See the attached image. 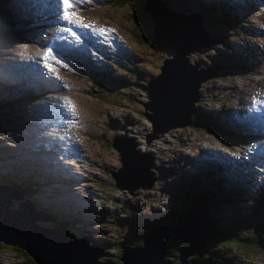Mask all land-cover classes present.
Masks as SVG:
<instances>
[{
  "label": "rangeland",
  "instance_id": "374dc122",
  "mask_svg": "<svg viewBox=\"0 0 264 264\" xmlns=\"http://www.w3.org/2000/svg\"><path fill=\"white\" fill-rule=\"evenodd\" d=\"M8 1L11 3L13 15L21 17L23 13L19 2L24 0ZM98 1L96 7L87 10L88 15L99 22L116 26L122 32L120 40L124 37L127 40L119 46L110 45L103 48L105 54L111 55L108 58L113 61L107 60L111 61L110 63L103 60L102 56H95L92 60L97 64L95 67L90 63V68L81 70L75 63L68 62L63 63L67 67L55 65L56 70L49 71L46 64L51 61L43 57L51 47L58 58L60 49L52 41L46 44L42 36L24 46L15 47L13 44H6L2 50L0 49V178L5 176V186L19 188L24 192L22 197L31 200L34 208L55 221L35 220L37 225L45 228L60 225L68 235L77 237L80 236L69 234L67 228L70 227V231L73 229L78 233L86 232L87 238H83L86 239V243L99 247L105 255L98 256V260L105 263V260L113 261L117 256V264H121V248L139 246L144 236L151 233V231L146 232L149 224L151 229L160 224L174 227L170 226L166 220L169 216L172 218L170 213L176 212L173 205L176 203L179 205L178 197H186L183 189L189 185L191 190L198 191L191 178L199 172V168L194 158L184 159V157H194L207 149L228 154L224 144L229 142L218 140L214 127L209 124H200L201 127L193 128L184 125V129L181 130L177 127L153 130L151 121L162 119L157 108L159 90L164 88V84L176 72L183 76H190L194 80L203 74L210 75L208 79L200 82L201 94L197 96L191 86H187L175 123L185 122L187 113L194 107H198L200 115L215 117L209 112L212 110L220 117H227L226 114L234 108L240 96L244 99L251 88L263 84L264 80L260 75H253L254 71L218 69L209 57L215 55L227 61L241 57L242 59L236 62L239 66L243 63V57L251 54L245 59L258 67L259 59L264 58V35L256 30L257 27L264 26V13H254L255 7L252 6L255 3H246V7L238 6L236 8L240 13H243L245 8V10L252 8L243 16H238L240 23L236 27L228 26V30L224 31L219 27H207L218 24L210 21H216V17L220 14L219 9L215 11L216 17L207 16L208 22H202L200 10L192 0H184L185 10L173 7V11L182 16V21L192 26V30L188 33L189 40L179 45V49L189 51L187 60L189 64L193 65L197 62L196 69H204L197 72L181 68L177 60L170 62L173 54L177 52L174 49L175 45L169 43L157 30H153L154 24L152 25L151 20H146L142 24L134 10L130 11L128 4L122 0ZM151 1L159 5L166 4V0ZM133 2L137 4V0ZM213 2L219 1H208V4L212 3L213 8L220 5ZM174 4L180 7L181 1L176 0ZM142 11L145 12L143 9ZM211 11H208V14ZM130 20L136 23L137 30L134 24L130 25ZM25 22L26 19L22 17L16 24L19 26ZM131 27L132 34L136 35L137 32L143 37V41L139 42L131 36L128 31ZM0 32L2 33L0 39H2L6 36V32L1 27ZM256 32L260 34H254ZM152 34H155L156 48L150 45ZM215 35L222 37V43H213ZM64 43L67 44L66 41ZM248 45L252 48L258 45L263 54L258 55V52ZM41 48L43 49L38 50ZM32 52H34L32 58H38L36 74L30 76L26 82L10 80L8 78L10 70L19 62L17 54L30 55ZM228 54L232 55L227 57ZM166 58H170V63L164 64L166 69L163 75L156 80H151L159 73V66ZM207 66L209 68H206ZM260 66L264 69V63ZM93 68L96 71L95 75L90 73ZM56 74H58L56 78L59 84L65 87V91L56 92L64 96L68 107L62 111L61 120L55 118L59 115L52 110L46 112L42 117H50L51 122L48 125L43 124V128H52L54 124L63 121L64 129L80 140V148H83L82 154L86 158L62 149L63 145L56 142L55 137L50 139L53 142L52 147L36 146V142L45 139L39 138L37 133L31 136L26 131L30 126L41 122L30 123L37 118L26 120L22 112V105L25 104L23 99L29 95L26 93L28 88L35 87L38 82L51 79ZM107 80L112 82L109 83ZM9 85L14 88L8 89ZM146 90L150 92L151 98L146 97ZM19 96L23 98L15 100ZM192 98H196L193 104L190 103ZM32 100L34 105L37 101H34V98ZM69 103L74 106V111L69 107ZM38 113L42 114L39 110ZM20 121L25 122L20 124ZM15 125H21V127L13 129ZM18 134L22 136L20 140L16 138ZM22 141H26V144L21 145ZM111 142L116 146L126 147L127 145V154L119 148L123 153L124 162L119 160L116 146H111ZM64 146L68 148L66 142ZM43 154L49 155L54 161L41 156ZM242 155L244 154H239V156ZM213 164L219 168L222 166V163ZM58 166L64 173L60 171L59 174L62 177L55 178L54 171ZM66 166L74 168H66ZM138 167L143 170H139ZM173 167L177 169V172H174ZM75 173H78L75 175L78 179L72 180ZM112 174L117 177L116 181ZM204 177L207 175L201 174V178ZM236 188L240 194H245V190ZM76 193L77 196L74 195ZM194 194L191 199L194 198ZM236 194V191L230 192L233 197ZM171 195L174 197L170 203ZM38 202H41V205ZM23 203H25L24 199L17 201L14 208H9L10 204L8 209L17 210ZM5 204L3 203L7 206V203ZM236 207L233 202H230L220 216L233 214ZM59 218L63 221L58 220ZM263 219L264 213H261L257 221L248 220L228 232L236 234L241 231L240 240H236V237L231 238L229 234H223L220 239L223 243L236 242L254 249L263 248L262 250L252 252L235 246L217 244L211 246L214 257H206V264L217 260L218 256H222L227 264H264V230L261 229ZM177 225H179L178 220ZM253 228L255 233L250 238ZM166 233L172 237L175 235L170 230ZM192 252L185 258L186 264L191 263V260H188L189 257L194 259L192 254L195 251ZM176 253L174 248L171 256L177 262ZM165 258L168 257L165 256ZM209 259L211 261H208ZM0 264H29V262L20 249L0 241Z\"/></svg>",
  "mask_w": 264,
  "mask_h": 264
},
{
  "label": "clouds",
  "instance_id": "9594fccd",
  "mask_svg": "<svg viewBox=\"0 0 264 264\" xmlns=\"http://www.w3.org/2000/svg\"><path fill=\"white\" fill-rule=\"evenodd\" d=\"M55 2H57L59 4V0H55ZM192 2L194 3V5L199 10H203V9H205L208 6V4H207L208 0H192ZM98 3H99L98 0H80L79 4H75L74 3L73 10L80 17H83L84 22L85 23L94 24L96 26V28L93 29L92 31L82 30L80 28H74L73 30L75 32H77L79 34V36L81 37V40L79 42L74 40L70 35L60 32V29L63 28V27H70V25L64 23L60 19L62 7H58L57 9L51 11L49 18L42 17L40 15V12L36 9L35 10V12H36L35 15L34 16H30V18L25 22V28H22L20 25L18 26L16 24V22L18 21V17L16 15H13V12L11 11V7L9 5H7V4H0V16H1V21H0V25L1 26L0 27L5 30L6 35L8 37V40L4 43V45H2L0 47V49L2 50L6 44H13L15 47L24 46L28 42L36 41V40L44 37L42 39H44V41H47V43L49 41H51V39L54 40L57 43H59L61 41L63 46L66 47L67 49H69V52L73 56V60L71 62L75 63V65H77L79 67V69H81V70L90 68V66H89L90 63H92L94 65V67L97 66V64L92 61L95 56H102L103 60H105L106 62L110 63L113 60L111 58L105 57L106 54L103 51V48L107 47V46H110V45H118L119 46L120 44H122V40H120V34L122 32L116 26H114L112 24H108V23L99 22L97 20L92 19L88 15L87 10L93 9L92 7H96ZM124 3L128 4V6L130 8V11L134 10V12L137 14V17L142 22V24L146 20H151L152 21V19L148 16L147 12H144V15L146 16V19L140 18L141 17L140 16L141 15V10L143 9L145 11L144 7H146V5H148V4H150V8L151 9L158 10V11H165L166 13H168V16L169 17L171 16L175 21L183 22L182 21V16H180L179 14H177V13H175L173 11V9H172L173 7L169 6L167 4L168 3L167 0H166V4L165 5L155 4L151 0H139V1L137 0V4L136 5L134 4L133 0H125ZM213 3L220 4L217 7V9H219L220 14L217 17L215 16V14L213 15L214 17L217 18V23L218 24L216 26H213V27H210V26H207V27H209V28H217V27H219V28L224 29V31L228 30V28H227L228 26L236 27L240 23L239 19H238V16H243L252 7H255V9H254V13L255 14L256 13H261V12L264 13V0H228L226 3H221V2H213ZM246 3H255V5H253L249 9L245 10L243 13H240L238 8L231 7V6H235V5L241 6V5L246 4ZM11 13H12V15H11ZM258 15H260V14H258ZM129 22H130V25L134 24L133 20H130ZM152 23L154 24L153 21H152ZM171 25L172 26H178L179 24L177 22H172ZM136 27H138V26H136ZM153 27H154V25H153ZM100 28L107 29L108 30L107 34H105V35L98 34L97 30L100 29ZM257 28L258 29L256 31L257 32L259 31V32H261L262 35H264V26L257 27ZM191 30H192V26L190 25L188 33ZM68 37L73 40L72 44H68V43L65 44L64 43L66 41V39H68ZM221 38H222L221 36L215 35V37L213 38V43H215V44L216 43H222L221 42ZM122 39H126V38L124 37ZM188 40H189V38H188ZM150 43H151L150 44L151 46L156 48V45H153V44H155V42L154 43L150 42ZM169 43H172V42L169 41ZM174 45H175L174 49L176 50V44H174ZM79 46L87 47L88 52H89V54L92 57L90 60H86L85 61V60H83L80 57L81 53L78 51V47ZM243 46H245V44H243ZM255 46H253V47H255ZM178 47H179V45H178ZM176 51L177 52H175L173 54V57L171 58L172 59L171 61H170V58H166L165 60H163V64L159 66V73L156 75V77H154V79H151V80H156L160 76L163 75V74L159 75L160 74V67L164 66V64L166 62L174 61L175 60L174 56H175L176 53L178 54L179 50H176ZM262 54H263V51L261 49V53L258 54V55H262ZM229 55H232V54H228L227 57ZM250 55H247V56H250ZM63 56L64 55H62L60 53L59 58H62ZM241 56H244V54H241ZM246 57L245 56L243 57V63L241 65H239V66L236 64V62H237V60L242 59L241 57H239L237 59H230L227 62H226L225 59L219 58L218 56H215V55H213V56L211 55L209 58H210L212 63L216 64V67L218 69H220V68H234V67L238 68V69H240L242 71H247L248 69H251L255 73L260 71L259 73L256 74V76L260 75L262 78H264V69H263L262 66H260L261 63H264V58L261 57L259 59V66L257 67L255 64H252L248 60H246L245 59ZM109 59L111 61H107ZM187 59H188V54H187ZM193 65H196V67H197L198 63L195 62ZM196 67H195V70L197 72L204 70L203 68L196 69ZM206 68H209V66H207ZM165 69H166V66L164 67V71H165ZM90 73L92 75H95L96 74L95 69L94 68L91 69ZM209 77H210V75L203 74L201 76V78H202L201 81L206 80ZM192 80H194V79L192 78ZM11 85H16V84H11ZM11 85L7 86V88L10 89V90L14 88ZM188 85L191 86V84H188ZM187 86H186V88H187ZM201 89L202 88L200 87V84H199V87H198V90H197V94H195V93L194 94L196 96L201 94ZM61 90L65 91V87H62L59 84L58 79H46V80H44L41 83L38 82L35 85V87L28 88L26 93L29 94V95H27L23 99L25 104L22 105V106H32L33 103H34V102H31V101H33L32 98H34V101H39L40 100L41 101L40 108H42L44 110V112L52 110L55 114L59 115V116H57L55 118L56 119H60L61 117H63L62 111L64 109H66L65 106L62 105V102L65 101L64 100V96L62 94H58L56 92V91H61ZM254 90H261V91L264 92V83L263 84H258L255 87L251 88L249 90V92L246 94V97L244 99H242V97L240 96V99H238L236 101L234 108H232L229 111V114L228 113L226 114L227 117H220L219 115L213 113L212 110L209 111V112H210V114H212V116H215V117H210V116H207V115H200L198 107H194V108L191 109L190 112H193L195 114V117H193V119H195V122L192 123V121H191L192 118L187 116L185 122H181V123L177 124V123H175L176 122V116H177L179 110L181 109L180 108V109H177L175 117L172 120L160 119V121H159V119H157V120L155 119L154 121H151V128L153 130L154 129L155 130H161V128H163V127L167 128V129H172L174 127H177V128H179V130H181V129H184V127H183L184 125L192 126L193 124H196V123H199V125L200 124H209V125L214 127V129H215V131L217 133L216 138L218 140H220V141L221 140H225V141L229 142V144H226V143L224 144L225 151L227 152V150L231 146H233V144L236 142V140H239V139L234 138L233 137V133L231 131L227 130L228 133H225L226 128L223 125L225 124L226 126L236 128L239 125H244L245 124V121L250 118L251 112L255 108V105L252 102V100H253V93L252 92ZM185 91H186V89H185ZM148 96H150V98H151L150 92L148 90H146V97L148 98ZM192 99H194V98H192ZM192 99L190 100L191 104H193V102H195L196 98H195V100L193 102H192ZM50 100H53V101L56 102V107H54L53 104L50 103ZM60 104H61V107H60ZM40 108H39V110H40ZM215 110H217V109H215ZM218 110H220V109H218ZM34 133H37L38 137L41 138V139H45V140L51 139L50 132L43 128V123H41V122L38 123L37 128L34 126V130H31V135H33ZM182 140H184V139H182ZM185 140H187V139L185 138ZM110 145L115 147L113 142H111ZM229 145H231V146H229ZM116 151L118 152L119 160L121 162H124V157H123L122 151L118 147H116ZM205 151H206V155L205 156L201 155L203 151L202 152L198 151L199 152L198 155H196L194 157L186 156V157H184V159L187 158V157L188 158H194V160L196 161L197 165H202L204 162H209L211 164L216 163V162L217 163H222V166L220 167V173H221L220 177H221V179L217 180L216 178H214V184H215V182H216V184L217 183L220 184V182L223 181V178H226L227 180H229V174L231 172V169H230V166L228 164L231 162V158H229V156H227L225 154H221V153H219L217 151H210L209 149H207ZM53 156H55V155H53ZM212 158H214V159L210 161L209 159H212ZM259 164H264V154H259V156L257 158V161H256V166H257V168L260 171V176L264 180V172L261 171V169L259 167ZM138 169L139 170H143V168H139V167H138ZM172 169H175V167H173ZM204 174L207 175L208 178L210 177V174H208V173H204ZM111 176L113 177V179L115 181L117 180V177L115 176V174H112ZM4 178H6V177L3 176V178L1 177L0 180L3 181V180H5ZM0 185H6V183L2 182V183H0ZM7 186L9 187L10 185H7ZM235 187H238V186H235ZM236 193L237 194L234 197H235V203H237L238 206L235 208L234 214L232 216H230L227 220L223 221V222H219V221L216 220V222L218 224V227L222 228L223 224H228V223L231 222L230 221L231 218L237 217L238 215L242 214V211H243V208H242L243 207V205H242V202H243L242 195H244V194L243 193L240 194L239 191L237 190V188H236ZM22 199L25 200L24 204H26L28 202V204L31 206V208L33 210H35L37 212L40 211L37 208H34L32 206V201L31 200L26 199V198H24L22 196H20L19 199L11 198L9 200L10 204H11V206L9 208H14V204L17 201H20ZM191 203H192V201H191ZM263 205H264V194L259 196L255 200V202L251 204L250 210L253 211L254 214L251 216L250 220H256V221L258 220L259 210L261 209V207ZM173 207L176 210L178 208V205L175 204V205H173ZM191 208H193V206ZM61 219L62 218H59L58 220H61ZM61 221H63V220H61ZM33 222H32V224H36L35 222L34 223ZM36 226H39V225L36 224ZM149 226L151 227V224H149L148 227L146 228V232L151 231V228H149ZM172 226H174V227L177 226V221H176V225L172 224ZM39 227H42V226H39ZM261 229H263V227ZM72 230L70 231V227L67 228V231H68L69 234H74L72 232ZM84 234H86V232H84ZM216 234H220V233H216ZM145 236H147V235H145ZM170 237H172V236H170ZM85 238H87V237H85ZM168 239L172 240V238H168ZM172 242L174 244H175V242H177L179 244L178 246L175 247V249L182 247L181 244H180L182 242L175 241V240H172ZM140 246H142V242H141V244L139 246H136L135 249L139 248ZM93 247H96V246H93ZM123 248H126V247H123ZM132 249H134V248H132ZM24 254L27 256V258L31 259L25 252H24ZM121 254H122V251H121ZM219 258L222 259L225 262V264H227L226 260H224L222 256H218L217 260H219ZM217 260H214V261H211V262L213 264H220ZM32 262H33V260H32ZM177 262H178V260H177ZM120 263L123 264L122 262H120Z\"/></svg>",
  "mask_w": 264,
  "mask_h": 264
},
{
  "label": "water",
  "instance_id": "95a60500",
  "mask_svg": "<svg viewBox=\"0 0 264 264\" xmlns=\"http://www.w3.org/2000/svg\"><path fill=\"white\" fill-rule=\"evenodd\" d=\"M144 8L154 22L153 30H157L160 35L176 44V50L179 51L178 54H175L174 61H178V66L196 71V65L187 62L189 51H181L178 47L188 40L189 23L175 21L165 11ZM172 22H177L179 25L172 26ZM154 39L155 34H152V43H154ZM163 72H165L164 66H161L159 75H162ZM201 79L200 77L197 80H192L180 73H173L164 84V88L159 90L157 105L159 116L164 120H172L179 109L175 107V104L184 101L186 86L191 84L194 93L197 94ZM194 100L192 99V102ZM148 117L151 119L150 116ZM202 179L209 182L207 177ZM22 194L24 192L17 187L0 185V241L24 251L35 264H104L99 263L100 260L97 259L98 256H105L101 252L102 249L88 245L86 239L68 235L60 225L53 224V228H45L32 224L35 220L55 221L50 220L43 213L33 210L29 204H20L17 210L8 209L9 198L19 199ZM173 197L174 195L170 196V203ZM191 201L193 206L191 210H183L184 215H175L179 225L169 227L160 224V226L151 229V233L144 236L141 241L142 246L137 249L120 247L122 249L121 262L123 264H171L161 257H165L164 255L167 253V239L172 238L179 242L185 241V243H180L182 247L177 248L176 251L177 264H186L185 258L193 253L192 251L199 249L208 235L226 232L215 229L213 226L209 227L211 220L204 217L205 210H202L207 201L204 194L195 193ZM3 203H7V206ZM167 230L174 232L175 235L170 237L166 233ZM194 263L196 262L191 261L189 264Z\"/></svg>",
  "mask_w": 264,
  "mask_h": 264
},
{
  "label": "bare ground",
  "instance_id": "6f19581e",
  "mask_svg": "<svg viewBox=\"0 0 264 264\" xmlns=\"http://www.w3.org/2000/svg\"><path fill=\"white\" fill-rule=\"evenodd\" d=\"M174 1H176V0H167V2H168L167 4L169 6L177 8L178 10H185V8H186L185 3L186 2L184 0H180L181 1L180 7L176 6L174 4ZM238 6L239 5H235V6H231V7L236 8ZM243 6H245V4H243ZM245 9H244V11H245ZM208 11H211V10H206L204 12L201 10L202 22L203 21L208 22L207 16H210L212 18L214 17L211 13L208 14ZM216 21H217V19H216ZM210 22L214 23V21H210ZM152 25H153V23H152ZM251 31H254V30L251 29ZM254 34H260V33L256 32ZM3 41H5V40H3ZM44 42H46V44H47V41H44ZM248 46H250V45H248ZM250 48H252V46H250ZM42 49L43 48L38 49V50H42ZM252 50H256V52H258V54L261 53V49L258 46H255L254 48H252ZM17 55L19 57V62L12 66V68L10 70V76H8V78L10 80L17 79L21 82H26L29 80L30 76L36 74V68H38V58H32V56H34V52H32L30 55H20V54H17ZM110 56L111 55L106 54L105 57H110ZM40 74H42V72H40ZM112 80H113V78H112ZM112 80H107V82L110 83V82H112ZM235 88H236V86H235ZM21 98H23V97L19 96L15 100H21ZM182 104L183 103H176L175 107L181 108ZM40 105H41V101L39 100L33 106H22V112H24V116H26V120H32V118H37V119H33L32 121H30V123H36L37 121H41L43 124L48 125V123L51 122V118L50 117H46V118L42 117V116H44V114H46V112H42V114L38 113ZM224 110H227V109H224ZM187 116L192 118V117H195V114L193 112H189V113H187ZM24 122L25 121H20V124H24ZM36 125H34V126H36ZM34 126H30V128H28L29 130H26V131H28V134L31 135V130H34ZM20 127H21V125H15V126H13V129H19ZM64 127H65V124L63 123V121H60V122L54 124L52 126V128H44V129L48 130L50 132L51 137L56 138V140H55L56 142H58L60 145H63L62 149H67L72 154H77L81 158H86L85 155L82 154V152L84 150H83V148H80V140L78 138H76L75 136H72L67 130L64 129ZM1 130H4V128H1ZM225 133H228V131L226 130ZM16 138L18 140H20V138H22V136H20V134H18V136H16ZM18 140H17V142H18ZM65 142H66V144H68V148H65L66 147V146H64ZM20 144L25 145L26 141H22V142H20ZM35 145L36 146L46 145L47 147H52L53 142L50 139L39 140L38 142L35 143ZM190 146L193 147V145H190ZM116 147L121 148L125 152V154L128 153L127 145H126V147H122V146H116ZM41 156H43V157L46 156L48 160L52 159L49 155L43 154ZM197 167L199 168V172H196L194 178H191V180L194 182L195 186L198 188V191L191 190L190 186L188 185L187 188L183 189L184 192H186V197L185 198L178 197V202H179L178 206L180 207V209H182L183 207H181V204H185L186 200L190 199L191 195L193 193L204 194L207 197V201H206L204 207L202 208V210H205V212L203 213L204 217L207 219H210L209 216H213L215 221L217 220L219 222H223L225 219H228L230 216H232L235 212V210H234L233 214L225 216V217L220 216V214L225 210V207L230 205V202H233L234 206H238V204L235 203V197L230 195V192L236 191L235 184L233 182L227 180L226 178H223V181L220 182V184H218V183L216 184V182L214 184V178H216L217 180L221 179L220 168L215 164H211L209 162H204L202 165H197ZM66 168L73 169L74 167L66 166ZM55 170H56V171H54V173H56L55 178L62 177L59 174L61 171V167L58 166L55 168ZM176 170L177 169H174V172H177ZM62 173H64V172H62ZM204 173L210 174L209 182H205L201 178V174H204ZM77 174L78 173H75L72 176V180L78 179V177H75V175H77ZM66 180H68V179H66ZM81 181H82V179H81ZM9 187H12V186H9ZM58 192H59V194H62L61 191H58ZM210 193H213V195H214L213 202L214 201L217 202L216 206H215V204L209 203L208 197H209ZM74 195L77 196L78 194L76 193ZM38 203L41 205V202H38ZM26 204H28V202ZM210 204H212V206H210L211 208L208 207ZM49 211H51V210H49ZM261 213H264L263 209H262V211L259 212V214H261ZM210 226H212L211 222H209V227ZM210 235H214V234H210ZM210 235H208L206 237V239ZM182 243H185V241H183ZM202 244H204V241L202 242ZM163 259H164V257H163ZM171 261H174V260L172 259ZM168 262L170 263V261H168ZM196 263H197V261H196ZM174 264H177V262Z\"/></svg>",
  "mask_w": 264,
  "mask_h": 264
},
{
  "label": "trees",
  "instance_id": "16d2710c",
  "mask_svg": "<svg viewBox=\"0 0 264 264\" xmlns=\"http://www.w3.org/2000/svg\"><path fill=\"white\" fill-rule=\"evenodd\" d=\"M121 1V0H120ZM122 1H125V0H122ZM136 14V13H135ZM141 16V15H140ZM140 18H142V17H140ZM0 21H1V16H0ZM214 22H217V21H214ZM1 26V25H0ZM134 28H135V30H137V27H136V25L134 24ZM128 31L130 32V34H131V36L135 39V40H137V41H139V42H141V41H143V37L142 36H140L139 34H137V32H136V35H133L132 34V27L131 28H129L128 29ZM0 34H2L1 32H0ZM137 36V37H136ZM5 38H7L5 41H3ZM8 40V37H7V35L4 37V38H2V39H0V47L2 46V45H4V43L6 42ZM192 123L193 122H195V119H193V117H192ZM194 126H198V127H201L200 125H199V123H196V124H193L191 127L193 128ZM2 182H5L4 180L2 181V180H0V183H2ZM29 191H32V190H29ZM191 198H192V195H191ZM191 198L190 199H188V200H186V203L185 204H181V207H183L182 209H180V207L178 206V208L176 209V212L175 213H173V214H171L170 213V215H172V218H170V216L169 217H167V223L171 226L172 224H175L176 225V221H175V215L176 214H179V215H184L185 214V212L184 211H187V209L188 210H190L191 209V207H192V205H191ZM209 203H212V204H215V206H216V204H217V202L216 201H214L213 202V199H214V195H213V193H210L209 194ZM224 203V202H223ZM177 204V203H176ZM212 204H210L208 207L209 208H211L210 206H212ZM178 205V204H177ZM264 208V205L261 207V209L259 210V212L260 211H262V209ZM184 210V211H183ZM252 214H254L253 213V211H251V215ZM251 215H250V217H251ZM209 218H210V220H211V224H212V226L215 228V229H220V230H225L226 232L225 233H220V234H214V235H210L205 241H204V244H202L200 247H199V249H196L195 250V252H194V254H192V258H194V259H191V257H189L188 258V260H191V261H197V264H202V262L204 263V264H206V261H207V259H206V257L207 258H210L211 256L212 257H214V253L211 251L212 250V248H211V246H214V245H217V244H221V245H226V246H235L236 248H241V249H248L249 251H252V252H256V251H259V250H262L263 248H257V249H254V248H250L249 246H245V245H243V244H239V243H236V242H230V243H223V242H221L220 241V239H221V236H223L222 234H229L228 232H230V231H232V230H234V228L236 227V226H238V225H240V224H244V223H246V222H248V220H250V219H248V218H246V217H244L243 215H238L237 217H233V218H231L230 219V223H228V224H223L222 225V228L221 227H218V224H217V222L216 221H214V217L213 216H209ZM225 220H227V219H225ZM224 220V221H225ZM261 225H262V227H263V230H264V219L261 221ZM72 232L74 233V234H77V235H79L80 237H82V238H84V237H86V234H84L83 232H80V233H78V232H76V231H74V230H72ZM253 233H255V229L253 228L252 230H251V234H250V238H251V236H252V234ZM241 235H242V232L240 231V232H237L236 234H229V236L231 237V238H234V237H236V240H240L239 238L241 237ZM213 238H215L214 240H212ZM220 242V243H219ZM249 242H251V240H249ZM167 243H168V245H167V247H166V254L164 255V256H167L168 258H165L164 260H167V261H170V263L171 264H174V263H176V261H171L173 258L171 257V255L174 253V248L176 247V246H178L179 244L177 243V242H175V244L172 242V240L171 239H168L167 240ZM252 244H255V243H253V242H251ZM258 245V244H257ZM94 246V245H93ZM225 246V247H226ZM128 247H132V248H135L136 246L134 245V246H128ZM172 248V250L170 251V249ZM208 248H209V250H208ZM114 251H116V249H113ZM23 252V251H22ZM24 253V252H23ZM27 260H28V262H29V264H34L33 262H32V260L31 259H29V258H27ZM117 260H118V257L116 256L114 259H113V261L112 260H105V263L104 262H102V261H99V263H104V264H117ZM208 261H211L210 259L208 260ZM220 264H225V262L222 260V259H220L219 258V260H217ZM194 264H196V263H194ZM210 264H213L212 262L210 263Z\"/></svg>",
  "mask_w": 264,
  "mask_h": 264
},
{
  "label": "snow or ice",
  "instance_id": "6c2138e0",
  "mask_svg": "<svg viewBox=\"0 0 264 264\" xmlns=\"http://www.w3.org/2000/svg\"><path fill=\"white\" fill-rule=\"evenodd\" d=\"M74 3L79 4L80 0H59V4L62 6L60 19L70 25V27H63L60 29V32L66 33L70 35L74 40L79 42L81 37L77 32H75L74 28H80L82 30L92 31L96 28L94 24L85 23L83 17H80L74 10ZM108 30L104 28H100L97 30V33L100 35L107 34ZM45 60H50L51 62L46 64V67L49 71H55V65H61V67H67V65L63 64L60 59L57 58V55L54 53V50L49 47L45 56L43 57ZM255 105V101H254ZM69 107L73 109L74 106L69 103Z\"/></svg>",
  "mask_w": 264,
  "mask_h": 264
},
{
  "label": "flooded vegetation",
  "instance_id": "af4514ba",
  "mask_svg": "<svg viewBox=\"0 0 264 264\" xmlns=\"http://www.w3.org/2000/svg\"><path fill=\"white\" fill-rule=\"evenodd\" d=\"M143 17H145V18H146V16H145V15H144ZM62 105H63V106H65V108H67V107H68V105H67V102H66V101H63V102H62Z\"/></svg>",
  "mask_w": 264,
  "mask_h": 264
}]
</instances>
